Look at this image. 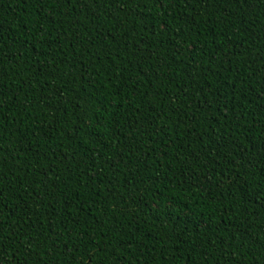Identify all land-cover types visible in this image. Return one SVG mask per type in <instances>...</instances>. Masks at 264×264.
Wrapping results in <instances>:
<instances>
[{
    "label": "trees",
    "instance_id": "obj_1",
    "mask_svg": "<svg viewBox=\"0 0 264 264\" xmlns=\"http://www.w3.org/2000/svg\"><path fill=\"white\" fill-rule=\"evenodd\" d=\"M0 264H264V0H0Z\"/></svg>",
    "mask_w": 264,
    "mask_h": 264
}]
</instances>
